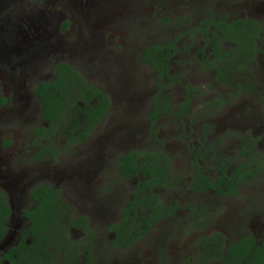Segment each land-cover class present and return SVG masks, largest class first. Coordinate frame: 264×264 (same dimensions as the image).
<instances>
[{"label":"rangeland","instance_id":"374dc122","mask_svg":"<svg viewBox=\"0 0 264 264\" xmlns=\"http://www.w3.org/2000/svg\"><path fill=\"white\" fill-rule=\"evenodd\" d=\"M209 10L262 19L264 0H0V95L8 99L0 109V188L12 207L10 229L0 251L12 245L26 225L22 212L35 204L29 192L39 182L61 190L74 215L90 217L100 237L95 264H184L198 255L195 242L215 231L224 232L228 241L238 227H247L259 237L264 234L263 170L236 197L161 190L166 203L181 204L174 217L159 221L131 248L101 245L109 239L106 228L119 219L135 182L120 177L118 156L162 144L148 137L156 71L140 55L151 45L177 38ZM201 44L181 38L175 44L179 53L173 57L171 72L204 89V95L194 99L193 114L184 117L185 130L171 115L159 123V138L166 141V151L179 173L190 172L187 144L195 143L206 120L214 122L217 136L233 130L259 137L264 150V107L257 94L236 98L209 118H195L208 113L203 110L205 102L231 91L217 83L212 72L198 66L195 53ZM61 62L71 63L105 91L111 104L86 142L68 147L61 137L42 141L57 156L48 154L37 160L34 128L45 122L34 90L38 82L54 77V67ZM253 75L264 91V56L252 67ZM168 92L176 104L185 95L179 84ZM227 144L225 151L233 149L237 139ZM192 205L209 208L214 215L211 224L191 229L190 214L196 212L191 211ZM80 234L73 232L75 237Z\"/></svg>","mask_w":264,"mask_h":264},{"label":"trees","instance_id":"16d2710c","mask_svg":"<svg viewBox=\"0 0 264 264\" xmlns=\"http://www.w3.org/2000/svg\"><path fill=\"white\" fill-rule=\"evenodd\" d=\"M68 26L66 22L65 28ZM186 33L192 37L202 34L203 45L197 49L195 60L202 70L213 73L217 83L231 90L226 97L218 95L205 102L203 110L209 115L199 114L195 118H209L234 99L251 93L258 95L264 107V91L252 76L258 57L264 56V18L234 17L209 10L208 18ZM179 38L151 45L140 55V59L156 71V93L148 113V137L162 144L132 149L118 156L116 168L120 177L135 182L130 199L121 207L119 219L106 228L110 237L105 245L101 244L105 247L131 248L159 221L178 213L180 202L166 203L161 190L236 197L264 170V150L259 147V137L233 130L217 136L214 122L206 120L195 143L187 144L190 172L175 171L174 159L166 151V141L159 138V123L164 116L171 115L185 130L184 117L193 114L194 99L205 93L201 87L184 82L181 76L171 72ZM197 40L193 38L191 44ZM177 84L183 86L185 93L180 104H176L168 92ZM34 93L42 105L45 122L34 128L33 144L39 147L35 153L37 160L48 154L57 156V151L41 144L42 141L53 142L61 137L68 147L86 142L106 117L111 104L105 91L68 62L56 64L54 77L38 82ZM6 103L7 98L0 96V107ZM232 139H237V145L225 151L229 148L227 141ZM30 195L35 204L22 212L26 225L17 240L0 251V264H95L100 237L90 217L74 215L73 207L63 199L61 190L51 184L39 182L30 190ZM190 209L196 211L190 214L191 229L209 225L214 220L209 208L196 209L192 205ZM11 215L7 194L0 188V243L9 232ZM74 231H80V236H73ZM236 232L229 241L221 231L199 238L195 242L198 255L189 257L184 264H264V234L259 237L247 227H238Z\"/></svg>","mask_w":264,"mask_h":264},{"label":"flooded vegetation","instance_id":"af4514ba","mask_svg":"<svg viewBox=\"0 0 264 264\" xmlns=\"http://www.w3.org/2000/svg\"><path fill=\"white\" fill-rule=\"evenodd\" d=\"M208 18V12L205 14V18L204 19H202L201 21H203V20H205V19H207ZM200 21V22H201ZM200 22H198L196 25H194V26H190V27H188L187 28V30H185V31H183V34H180V35H178L180 38H179V40L181 39V38H183V37H186V38H188L189 40H190V44L192 43V39L193 38H197L198 40H200L201 42H202V44H201V46L203 45V41H202V39H201V37H202V34H197V35H194L195 37H192L191 36V34L190 33H186V32H188L189 31V29L190 28H194L195 26H197ZM184 35V36H183ZM183 36V37H182ZM178 40V41H179ZM177 41V42H178ZM178 53H179V50H178ZM177 53V54H178ZM197 53V52H196ZM196 53H195V55H196ZM198 66H199V63H198ZM1 96V95H0ZM3 97H5V96H3ZM6 98V97H5ZM239 98V97H238ZM7 102H8V99H7ZM7 104V103H6ZM5 106V105H4ZM4 106H2V107H4ZM2 107H0V109L2 108ZM206 115H208V113L206 114ZM29 195H30V192H29ZM30 197H31V195H30ZM32 198V197H31ZM33 199V198H32ZM34 200V199H33ZM25 218V217H24ZM26 219V218H25Z\"/></svg>","mask_w":264,"mask_h":264}]
</instances>
